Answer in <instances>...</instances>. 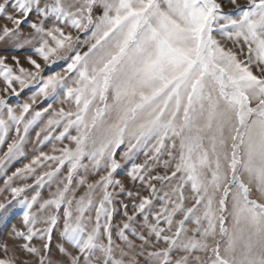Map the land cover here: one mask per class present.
<instances>
[{
    "label": "snow or ice",
    "instance_id": "6c2138e0",
    "mask_svg": "<svg viewBox=\"0 0 264 264\" xmlns=\"http://www.w3.org/2000/svg\"><path fill=\"white\" fill-rule=\"evenodd\" d=\"M0 177V264H264V0H0Z\"/></svg>",
    "mask_w": 264,
    "mask_h": 264
},
{
    "label": "rangeland",
    "instance_id": "374dc122",
    "mask_svg": "<svg viewBox=\"0 0 264 264\" xmlns=\"http://www.w3.org/2000/svg\"><path fill=\"white\" fill-rule=\"evenodd\" d=\"M14 54H17V55H21V59L23 60V54H21V53H14ZM64 64V62L63 61H61V62H59V64H57V65H54L53 66V68L55 69V70H60V68H61V66ZM27 90H26V93H22L21 94V99H26L27 98ZM15 102V101H14ZM46 103V102H45ZM33 135V137H34V133L32 134ZM44 150L45 151H49L50 150V146H45V148H44ZM28 151H29V156L31 155V146H29V149H28ZM143 157L141 156L140 157V159H142ZM22 162H26V160L25 161H22ZM22 162H18V163H14L12 166H11V168H10V171L11 170H14V168L15 167H18V166H20V164L22 163ZM124 175V171L122 170L121 171V176H123ZM2 177H0V184H2ZM15 223H19V221H18V219L16 220V221H14ZM0 238H5L4 237V235H3V231L2 230H0Z\"/></svg>",
    "mask_w": 264,
    "mask_h": 264
}]
</instances>
